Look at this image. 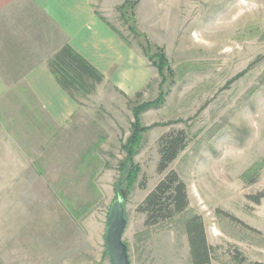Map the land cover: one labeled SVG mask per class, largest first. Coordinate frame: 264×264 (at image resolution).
<instances>
[{"label":"rangeland","instance_id":"1","mask_svg":"<svg viewBox=\"0 0 264 264\" xmlns=\"http://www.w3.org/2000/svg\"><path fill=\"white\" fill-rule=\"evenodd\" d=\"M134 3L110 0L105 11L152 72L142 92L128 98L107 84L97 93L76 87L80 111L61 145L43 130L29 156L0 141L11 160L24 162L20 173L0 171V264H111L103 239L118 189L130 264H192L184 224L193 216L211 264H264V0ZM142 48L164 53L172 71L164 84ZM160 91L161 105L141 114L147 130L130 163L122 145L131 108L157 101ZM173 130L187 135L168 170L185 184L188 208L145 226L137 207L164 176L158 141ZM33 152L41 153L39 173Z\"/></svg>","mask_w":264,"mask_h":264},{"label":"crops","instance_id":"2","mask_svg":"<svg viewBox=\"0 0 264 264\" xmlns=\"http://www.w3.org/2000/svg\"><path fill=\"white\" fill-rule=\"evenodd\" d=\"M106 2L110 0H0V141L4 145L10 142L29 156V150L43 140L40 130L61 145L62 134L73 127L80 106L49 66L64 47L102 76L94 93L107 84L132 98L147 86L152 72L115 30ZM8 147L0 149V154L4 152L0 171L20 173L24 162L11 160ZM31 157L35 160L30 166L36 171L41 153L33 152Z\"/></svg>","mask_w":264,"mask_h":264},{"label":"trees","instance_id":"3","mask_svg":"<svg viewBox=\"0 0 264 264\" xmlns=\"http://www.w3.org/2000/svg\"><path fill=\"white\" fill-rule=\"evenodd\" d=\"M138 2L139 0H135L134 4L136 5ZM142 50L144 49L142 48ZM143 53L146 56L147 50H144ZM147 59L152 61L150 65L157 69L159 76L162 78L161 85L166 82L168 76L171 78L172 71L168 68V61L162 51H157L152 56H148ZM155 59L156 61H154ZM49 66L58 83L72 96H74L73 91L76 87L84 88L89 93H93L95 86L102 81V76L99 73L67 47H64L53 57L49 62ZM164 70H167V72L164 73ZM160 92L157 101L136 105L131 108L130 135L122 145L128 157L126 160L130 163L132 156L136 152L141 134L147 130L141 125V114L161 105L164 92ZM158 145L159 160L157 171L159 174H164V176L137 207V212L145 216V226H156L170 221L176 216L183 214L188 208L185 184L175 171L168 170L170 164L185 150L187 135L184 130L170 131L159 138ZM129 173L128 180L133 182L137 173L136 169L131 167ZM117 195L125 198L121 189H118ZM184 228L191 263L211 264V247L207 242L205 229L200 217L193 216L189 218L185 222ZM239 256H241L240 253H237L233 258L238 262H242L244 259L242 257L240 259Z\"/></svg>","mask_w":264,"mask_h":264},{"label":"water","instance_id":"4","mask_svg":"<svg viewBox=\"0 0 264 264\" xmlns=\"http://www.w3.org/2000/svg\"><path fill=\"white\" fill-rule=\"evenodd\" d=\"M125 226L123 199L118 196L109 208L103 239L111 264H130L127 246L122 239Z\"/></svg>","mask_w":264,"mask_h":264}]
</instances>
